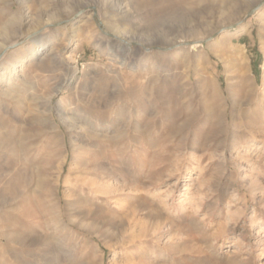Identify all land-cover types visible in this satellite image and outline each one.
Here are the masks:
<instances>
[{
    "label": "rangeland",
    "instance_id": "374dc122",
    "mask_svg": "<svg viewBox=\"0 0 264 264\" xmlns=\"http://www.w3.org/2000/svg\"><path fill=\"white\" fill-rule=\"evenodd\" d=\"M0 54V264H264V0H0Z\"/></svg>",
    "mask_w": 264,
    "mask_h": 264
},
{
    "label": "bare ground",
    "instance_id": "6f19581e",
    "mask_svg": "<svg viewBox=\"0 0 264 264\" xmlns=\"http://www.w3.org/2000/svg\"><path fill=\"white\" fill-rule=\"evenodd\" d=\"M3 29H4V32L7 30V27H6V25L3 27ZM48 41V40H47ZM45 42L46 41H42L41 39H38L37 40V43L40 45V46H42L43 44H45ZM6 49V47L3 49V51ZM2 51V52H3ZM2 54V53H1ZM0 54V55H1ZM178 130V129H177ZM89 157V156H88ZM88 159V158H87ZM94 158L92 157V160H93ZM90 160H91V157H90ZM89 160V161H90ZM95 161V160H94ZM93 161V162H94ZM97 161V160H96ZM91 162V161H90ZM101 162V161H100ZM99 162V163H100ZM88 163V162H87ZM95 164L97 163V162H94ZM99 163H98V165H99ZM120 163V162H119ZM86 164V163H85ZM91 165V164H90ZM90 165H89V167H90ZM97 165V166H98ZM89 167H86V174H92L93 175V178L90 180V181H88V182H85V184L87 185V187H88V189L90 190V192L91 193H93L94 195H96V194H98V193H100V192H105V191H107L108 189H111V187H112V184H111V180H110V178H106V176H104L103 174H102V172H100L99 170H97V172L95 171V170H92L91 168H89ZM101 171H103V170H101ZM174 226V225H173ZM170 229V228H169ZM174 230V229H173ZM155 232H156V230H155ZM184 232V231H183ZM181 233V232H180ZM257 233V232H256ZM174 234V233H173ZM182 234V233H181ZM178 235H180V234H178ZM263 246H264V242H263Z\"/></svg>",
    "mask_w": 264,
    "mask_h": 264
}]
</instances>
